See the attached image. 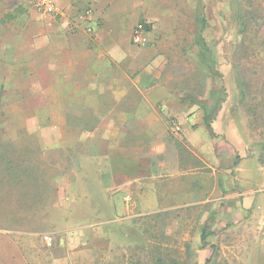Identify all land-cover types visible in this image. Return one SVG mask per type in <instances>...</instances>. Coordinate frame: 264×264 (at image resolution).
Listing matches in <instances>:
<instances>
[{
    "label": "rangeland",
    "instance_id": "rangeland-1",
    "mask_svg": "<svg viewBox=\"0 0 264 264\" xmlns=\"http://www.w3.org/2000/svg\"><path fill=\"white\" fill-rule=\"evenodd\" d=\"M135 1L139 19H158L163 60L153 84L169 92L168 104L191 108L216 95L201 137L207 150L178 128L191 110H161L169 126L161 139L146 130L145 107L128 114L130 128L104 162L90 147L67 144L74 139L49 145L0 114V264H138L159 249L164 264H264V0ZM23 9L24 0H0V22ZM141 102L129 92L120 108Z\"/></svg>",
    "mask_w": 264,
    "mask_h": 264
},
{
    "label": "crops",
    "instance_id": "crops-1",
    "mask_svg": "<svg viewBox=\"0 0 264 264\" xmlns=\"http://www.w3.org/2000/svg\"><path fill=\"white\" fill-rule=\"evenodd\" d=\"M53 1L58 6L53 17L40 13L33 0H24L20 14L0 22V114L8 115L17 130L38 134L49 145L74 139L67 144L90 147L104 162L108 150L120 146V131L130 128L123 121L128 114H140L145 107L152 117L146 130L161 139L169 134L168 124L158 117L161 110L174 116L191 110L188 121L177 126L193 148L207 150L202 147L208 140L201 137L207 135L206 113L211 120L218 111L216 95H208V110L198 103L191 108L168 104L169 92L153 84L160 78L155 71L163 60L154 44L159 33L156 15L139 19L135 0ZM88 8L94 11L91 19L85 15ZM139 22L148 24V45L132 40ZM129 92H139V110L133 105L120 108V97ZM106 94L116 101L107 106ZM161 100L163 105L158 106ZM97 106L96 125L89 127L87 115ZM74 118L83 124L71 125ZM254 200L249 197L244 205L246 217ZM257 201L264 216V194Z\"/></svg>",
    "mask_w": 264,
    "mask_h": 264
},
{
    "label": "built area",
    "instance_id": "built-area-1",
    "mask_svg": "<svg viewBox=\"0 0 264 264\" xmlns=\"http://www.w3.org/2000/svg\"><path fill=\"white\" fill-rule=\"evenodd\" d=\"M33 5L40 13L47 16L53 17L58 12V6L53 0H33ZM93 13L94 11L92 8H88L85 11V15L89 19L93 18ZM147 31L148 24L146 22H139L133 32V42L138 45H145L148 42ZM43 239L47 245L51 246L53 242L52 236L45 235Z\"/></svg>",
    "mask_w": 264,
    "mask_h": 264
},
{
    "label": "trees",
    "instance_id": "trees-1",
    "mask_svg": "<svg viewBox=\"0 0 264 264\" xmlns=\"http://www.w3.org/2000/svg\"><path fill=\"white\" fill-rule=\"evenodd\" d=\"M197 103L202 105L205 110H208L206 104H203L202 102H197ZM205 120H206L207 125L209 126L208 122H210V120L207 119V113H206V116H205ZM263 146H264V144H263ZM208 229H209L208 227H204L203 228V233H202L203 244H207L206 238H207V236L209 234ZM138 264H164V259L162 258L160 249H159V253L158 254H153L151 258H147V259H145L143 261H140ZM173 264H176L175 261L173 262Z\"/></svg>",
    "mask_w": 264,
    "mask_h": 264
}]
</instances>
